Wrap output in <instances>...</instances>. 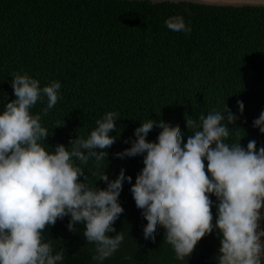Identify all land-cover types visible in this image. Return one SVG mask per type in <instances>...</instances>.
<instances>
[{"label": "trees", "instance_id": "1", "mask_svg": "<svg viewBox=\"0 0 264 264\" xmlns=\"http://www.w3.org/2000/svg\"><path fill=\"white\" fill-rule=\"evenodd\" d=\"M170 16L184 21L192 34L190 40L169 35L164 21ZM16 72H27L39 79L41 86L51 80L61 83V97L46 115L42 112L46 98L31 109L33 114L41 113L50 135L45 142L50 146H67L77 134L86 137L105 112L119 113L117 133H110L119 136L106 149L107 159L99 167L90 159L84 169L88 183L96 182L99 188L106 187L103 181H96L104 170L109 179H115L123 168L135 183L143 171L142 159H119L115 153L131 146L125 141L134 139V129L148 118L157 127L163 123L192 134V129L187 132L185 117L198 120L201 114L227 106L238 116L230 125V141L242 138L240 143L246 147L255 140L257 149L264 145V134L253 127L254 119L264 110V6L0 0V110L16 98L11 87ZM238 100L244 104L242 114ZM58 124L61 126L56 127ZM159 135L153 132L148 143L155 144ZM211 199L215 201L214 196ZM119 202L124 211L114 227L125 239L116 252L122 251L123 257L133 254L142 261L149 255L147 247L157 254H174L164 242L161 227L155 243H145L143 229L147 225L135 208L127 181ZM212 211L215 213V208ZM68 222V216L58 219L43 235L52 240L56 251L65 250L64 262L81 264L75 262L78 256L75 252L71 256L69 248L84 251L94 245L86 243L83 224L70 231ZM201 247H219L216 233L201 238L195 249Z\"/></svg>", "mask_w": 264, "mask_h": 264}, {"label": "clouds", "instance_id": "2", "mask_svg": "<svg viewBox=\"0 0 264 264\" xmlns=\"http://www.w3.org/2000/svg\"><path fill=\"white\" fill-rule=\"evenodd\" d=\"M164 24L171 37L191 39L183 20L170 16ZM11 87L16 98L0 110V264H64L65 250L56 251L43 233L65 216L70 231L84 225L86 243L94 245L93 264H104L125 239L114 227L124 211L119 196L125 181L147 225L146 244L155 243L161 227L164 242L177 260L184 261L201 238L215 232L219 255L214 264H264V145L257 149L255 140L246 147L242 138L230 141V125L238 116L227 106L201 114L198 120L185 117L192 134L163 123L157 127L149 118L141 122L134 129L135 138L125 141L131 146L115 156L140 157L143 171L132 184L125 169L115 179L104 170L96 181L106 187L99 188L96 182L88 183L84 169L90 159L97 167L107 159L106 149L119 136L110 135L117 133L119 113L105 112L86 137L77 134L67 146H50L41 113L31 109L46 98V115L61 97L60 81L41 86L27 72H16ZM237 108L242 114V101H237ZM253 127L264 134V110ZM153 132L160 135L149 144Z\"/></svg>", "mask_w": 264, "mask_h": 264}, {"label": "flooded vegetation", "instance_id": "3", "mask_svg": "<svg viewBox=\"0 0 264 264\" xmlns=\"http://www.w3.org/2000/svg\"><path fill=\"white\" fill-rule=\"evenodd\" d=\"M94 247L86 248V250L82 251L79 250L80 248H69V253H71V256H73L72 252H75L78 256L76 261L74 259H71L70 261L75 262H82L81 264H93L91 260V256L93 255V252L91 251ZM90 252V253H87ZM157 251H153L152 247H147V254L148 256H145L143 258V261L138 258V256L132 255H126L125 257H131V259H125L123 257L122 251L115 252L110 258H107L104 261V264H190V261L193 258L199 259L202 256H205L206 258H209L211 255L218 252V247L216 248H207V247H201L200 249H194L193 253L188 257V259H185L184 261H179L175 258V253L171 255L170 257L166 254H157ZM70 257V256H69ZM64 264H68L67 262H64Z\"/></svg>", "mask_w": 264, "mask_h": 264}, {"label": "water", "instance_id": "4", "mask_svg": "<svg viewBox=\"0 0 264 264\" xmlns=\"http://www.w3.org/2000/svg\"><path fill=\"white\" fill-rule=\"evenodd\" d=\"M154 3L157 2H193L205 5L213 6H233V7H244V6H264V0H150ZM219 255V252L211 255L209 258L202 256L199 259L193 258L190 264H214V258Z\"/></svg>", "mask_w": 264, "mask_h": 264}]
</instances>
